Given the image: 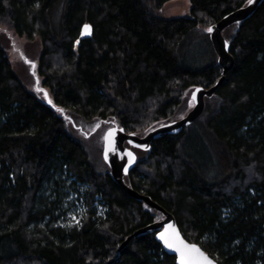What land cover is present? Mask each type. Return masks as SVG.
<instances>
[{"label": "trees", "instance_id": "1", "mask_svg": "<svg viewBox=\"0 0 264 264\" xmlns=\"http://www.w3.org/2000/svg\"><path fill=\"white\" fill-rule=\"evenodd\" d=\"M170 1L0 0V23L40 42L52 97L26 88L0 37V264H175L155 231L119 250L162 215L113 181L96 127L82 130L141 136L221 78L207 29L248 0H191L190 16L165 17ZM85 23L92 35L77 43ZM223 36L234 64L203 113L134 149L123 180L218 264H264V1ZM79 201L80 223L60 224Z\"/></svg>", "mask_w": 264, "mask_h": 264}, {"label": "water", "instance_id": "2", "mask_svg": "<svg viewBox=\"0 0 264 264\" xmlns=\"http://www.w3.org/2000/svg\"><path fill=\"white\" fill-rule=\"evenodd\" d=\"M263 1L264 0H254V3L252 4H249L247 1L245 5L229 12L228 14L223 16L219 21L209 26V28L213 29L211 33L208 32V35L212 48L217 56V64L222 69L221 78L216 82V84H214L209 88L196 87L195 89L192 90L190 94V98L193 102V106L183 117L174 121L157 125L151 128L150 130H148L142 136L133 133H126L122 128H118L116 126L110 127L104 132L102 159L109 167L110 176L113 179V181L121 188H123V190L127 193V195H129L130 197L136 200L144 202L149 208L156 210L162 215L161 220L151 223L135 231L132 235L128 236L125 239V241L120 245L119 250L123 249L128 243V241L131 240L133 237L139 234H143L145 232L155 231L156 232L155 238L157 242L161 245L163 251L166 254L173 256L175 258V264H179V254L167 248L164 242L159 239L160 233L168 229L169 225H172L174 232L179 235L180 239H182L189 246L195 245L197 248H199L201 252H203L204 255L210 261H212V264H218L217 261L214 258H212L210 255H208L198 244L189 242L187 239H185L179 227L177 226L174 217L170 213H168L161 206H159L157 203L152 201L151 198L148 197L147 195L141 192L139 193L136 190L129 187L127 184H125L123 177L129 173V171L133 168L134 164L136 163L137 156L134 149H138L142 151L149 150L151 142L165 135H175L180 133L184 129V127L190 125L203 113L205 108V99L210 98L214 95V93L217 91L219 86L222 84L224 80V75L229 70L232 69L234 64V58L230 53V45L227 42V40L224 38L223 31L232 25L239 24L245 21L246 19H248ZM85 25L90 26L91 34L85 33L84 31ZM91 35H92L91 25L85 23L81 27L78 41L81 39L90 38ZM193 96H195V99H193ZM109 131L113 132V137L111 139H112V143L115 145V151H109L108 160H105L104 152L107 146V141L105 140V136ZM128 152H132L134 154L135 156L134 161H132L127 156ZM125 169H127V172H125ZM171 233L172 230H170V234Z\"/></svg>", "mask_w": 264, "mask_h": 264}, {"label": "rangeland", "instance_id": "3", "mask_svg": "<svg viewBox=\"0 0 264 264\" xmlns=\"http://www.w3.org/2000/svg\"><path fill=\"white\" fill-rule=\"evenodd\" d=\"M190 9L191 0H172L164 5L162 13L165 17H187L190 16ZM0 37L5 45L11 66L18 74L21 81L25 84L26 88L41 101L46 103L48 100L52 101L49 90L43 85V78L39 75V55L41 52L40 42L38 40L29 42L25 38L18 37L13 31L7 29V27L1 23ZM33 65L35 67H33ZM37 81H39V83H37ZM45 93H47V95H45ZM190 94L191 92H188L184 107L179 109V111L176 112V116L174 115V118L169 119L170 121L183 117L192 108L193 102L190 98ZM92 127H96L95 130L97 133L95 134L94 142H97L102 153L103 135L107 130V126L99 124L97 121L94 126L84 127L82 130H89ZM146 132L147 131H145V133ZM75 198L74 195L71 196L72 201L75 200ZM94 207L100 215L104 211V208H102L100 203L98 204L96 202ZM84 212L85 208L83 201H79L75 204L74 209L72 207L68 209L66 215L62 217L60 224L63 226L78 225ZM77 221H79V223H77Z\"/></svg>", "mask_w": 264, "mask_h": 264}, {"label": "snow or ice", "instance_id": "4", "mask_svg": "<svg viewBox=\"0 0 264 264\" xmlns=\"http://www.w3.org/2000/svg\"><path fill=\"white\" fill-rule=\"evenodd\" d=\"M249 4L254 3V0H248ZM84 31L87 34L90 33V26L85 25ZM207 31L211 33L213 31L212 28H208ZM79 43V41H77ZM33 67H35L33 65ZM39 83V81H37ZM47 95V93H45ZM193 99H195V96H193ZM49 103H52L51 100H49ZM57 111H61V109H57ZM113 132L109 131L106 136L105 140L107 141V146L105 148L104 152V158L105 160H108V154L109 151H115V145L112 143ZM127 156L134 161L135 156L132 152H128ZM125 172H127V169H125ZM79 223V221H77ZM170 230H172V233L170 234ZM159 239L164 242L165 246L176 253L179 254V264H212V261H210L203 252L199 248H197L195 245L189 246L186 244L182 239H180L179 235L174 232L173 226L169 225L168 229H166L164 232L160 233Z\"/></svg>", "mask_w": 264, "mask_h": 264}, {"label": "bare ground", "instance_id": "5", "mask_svg": "<svg viewBox=\"0 0 264 264\" xmlns=\"http://www.w3.org/2000/svg\"><path fill=\"white\" fill-rule=\"evenodd\" d=\"M144 194V193H143ZM153 201V200H152Z\"/></svg>", "mask_w": 264, "mask_h": 264}]
</instances>
